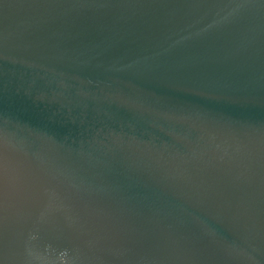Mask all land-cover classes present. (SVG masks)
Returning <instances> with one entry per match:
<instances>
[{"label": "water", "instance_id": "obj_1", "mask_svg": "<svg viewBox=\"0 0 264 264\" xmlns=\"http://www.w3.org/2000/svg\"><path fill=\"white\" fill-rule=\"evenodd\" d=\"M0 264H264V0H0Z\"/></svg>", "mask_w": 264, "mask_h": 264}]
</instances>
